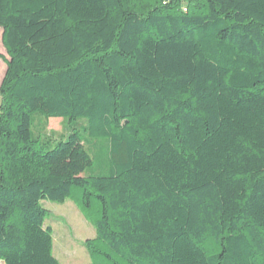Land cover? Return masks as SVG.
I'll return each instance as SVG.
<instances>
[{
	"label": "trees",
	"instance_id": "1",
	"mask_svg": "<svg viewBox=\"0 0 264 264\" xmlns=\"http://www.w3.org/2000/svg\"><path fill=\"white\" fill-rule=\"evenodd\" d=\"M0 28V263L61 264L42 201L80 190L111 264H264V0H0Z\"/></svg>",
	"mask_w": 264,
	"mask_h": 264
},
{
	"label": "rangeland",
	"instance_id": "2",
	"mask_svg": "<svg viewBox=\"0 0 264 264\" xmlns=\"http://www.w3.org/2000/svg\"><path fill=\"white\" fill-rule=\"evenodd\" d=\"M1 34L0 28V82L5 71L4 58H7ZM60 120L51 118L48 121L45 131L48 135L50 134L53 140L60 138L65 133ZM88 151L94 159V164L87 170V173L104 174L105 165L103 161L98 162V159L95 158L96 150L93 152L88 149ZM79 195L80 190H77L74 196L62 202L42 201L43 207L47 210L45 225L52 229V254L61 264H111L102 256L91 254L85 248L86 239H93L95 235L92 221L95 215L92 214L89 217L84 215L78 204Z\"/></svg>",
	"mask_w": 264,
	"mask_h": 264
}]
</instances>
